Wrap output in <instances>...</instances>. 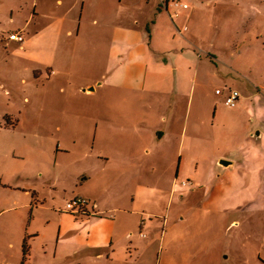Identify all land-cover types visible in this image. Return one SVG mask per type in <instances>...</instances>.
Wrapping results in <instances>:
<instances>
[{
  "label": "rangeland",
  "instance_id": "374dc122",
  "mask_svg": "<svg viewBox=\"0 0 264 264\" xmlns=\"http://www.w3.org/2000/svg\"><path fill=\"white\" fill-rule=\"evenodd\" d=\"M180 1L187 8L177 18L175 9H162V48L172 49V59L155 66L151 54L147 77L149 124L162 100L164 118L171 110L175 117L160 165L149 156L152 138L140 121L116 119L114 104L126 114L125 98L112 95L107 58H89L85 42L75 58L58 61L56 75L44 70L28 77L24 61L0 66V80L12 85L16 99L0 93V264H95L74 253L99 242L95 233L103 231L117 246L114 264L158 261L160 241L170 264L192 260L191 253L177 252L189 244H214L218 264H264V167L237 182L219 179V199L180 201L196 188L210 194L205 185L213 155L231 153L239 163L248 149L244 132L253 131L247 140L254 145L253 134L264 135V0ZM159 14L152 12L153 22ZM108 50L103 42V54ZM216 89L239 91L243 111L228 107ZM183 125L186 139L177 132ZM153 166L156 176L149 174ZM182 181L194 185L185 188ZM148 189L158 194L156 201L146 199ZM79 199L87 202V215L67 209ZM230 214L229 226H221ZM90 217L108 221L99 225ZM125 244L151 246L138 259L136 251L133 257L118 251ZM226 248L231 252L223 253Z\"/></svg>",
  "mask_w": 264,
  "mask_h": 264
},
{
  "label": "crops",
  "instance_id": "0c3cea01",
  "mask_svg": "<svg viewBox=\"0 0 264 264\" xmlns=\"http://www.w3.org/2000/svg\"><path fill=\"white\" fill-rule=\"evenodd\" d=\"M167 2L169 0H0V66L12 65L14 68L15 65L24 61V72L28 77L34 75L36 79L38 75L44 73V70H47L49 75H56L57 71L59 72L60 60L75 58L78 54L77 45L85 42V48H88L85 54L89 58L103 56L107 58V69L111 70L112 95L115 99L120 96L125 98L126 114H123V110H119L118 103L114 104L116 119L124 120L128 124H132L135 120L140 121L142 128L152 138V143L147 147L149 156L158 157V164L160 165L162 164V157L164 160L167 155L168 141L172 140L175 133V117L171 110L167 118H164L162 115L164 100H162L156 110L158 119L149 124L153 103L147 96L148 91H150L147 77L151 65H153L151 54L157 56V60L154 62L155 66L157 64L166 67L172 59V49L162 48V9L164 7L166 11L171 10L167 6ZM131 9L134 10L133 14L125 13L126 10ZM156 10H159L160 14L153 22L151 14L152 12L154 14ZM181 11L185 13V9L181 8L178 10V16L173 13L172 17H179ZM8 22L14 27L10 31L3 30L2 26ZM163 22L170 24L166 20ZM84 26H89L88 29L90 30L87 32L86 29H83ZM12 33L23 35L25 42L20 44L11 41L9 35ZM167 36L164 35L165 41ZM174 39L176 37L172 36L173 41ZM103 42L109 45V50L105 55L102 52ZM79 53L84 54V52ZM11 88H13L12 85L0 80V93L8 97L12 103L16 99L10 98L13 93L12 90H14ZM161 91L163 95L165 86H162ZM227 94L223 92L222 96H217L226 104ZM134 95L137 97L135 101L130 98ZM241 101L242 104H239ZM239 103L234 108L237 112L243 111L240 105L246 106V101L241 100V98ZM171 104L175 107V100ZM14 115L15 113L11 112L7 114V117L10 118ZM177 132L181 138L185 133L186 139L188 126L186 131L184 125L180 126ZM249 132L253 131L249 128L242 135L243 140L248 143L246 144L248 149L238 155L239 163L232 159V156L229 155L231 153L220 157L213 155L210 163V180L205 185L206 192H210V194L203 197L199 192L200 190L196 188L189 194L180 196L182 203L192 204L193 202L196 204L200 199L202 200L201 204H205L208 198L211 200L219 199L221 195L216 183L219 179L223 177L224 180L237 182V180H242L245 177L251 178L253 172L255 173L264 167V135H262V131L253 134L254 145L247 140ZM179 153L178 148L176 154L179 155ZM222 161H227L229 164L225 166L221 164ZM149 174L151 176L157 175L156 166L150 168ZM177 179L178 176L175 180ZM183 182L185 181H182V186ZM191 183L193 186V182ZM145 197L148 200L156 201L158 194L148 189ZM86 206L79 215L83 216L89 213ZM214 209L222 210L221 207ZM231 215L226 217V222H222L221 226L224 224L229 226ZM157 216L162 219L163 215L159 213ZM89 221H98L99 225H103V222L108 220L103 217H90ZM235 222L233 221L232 224ZM235 230L239 232L238 228ZM103 232L102 234L95 233L100 240L99 242L87 244L82 253H74L79 261L90 259L95 264H114L116 262L117 246H115L114 238L107 231ZM89 233L92 234L91 231ZM99 237L102 238L99 239ZM107 237L108 239H106ZM105 239L107 241L103 242ZM150 246L151 244L144 246L125 244L118 251H123L125 256L130 255V257H133V253L136 251L139 259L144 256ZM156 248L158 261L151 264H170L168 258L164 259L163 257L167 250L166 245L160 241ZM178 250L191 253L192 260L186 264L220 263V257L216 253L214 244L210 246L189 244L183 246L182 249L177 248V252ZM225 251L230 253L231 249H223V253ZM135 264H139V261Z\"/></svg>",
  "mask_w": 264,
  "mask_h": 264
},
{
  "label": "built area",
  "instance_id": "2783aa9c",
  "mask_svg": "<svg viewBox=\"0 0 264 264\" xmlns=\"http://www.w3.org/2000/svg\"><path fill=\"white\" fill-rule=\"evenodd\" d=\"M167 6L170 8L175 9V16H178V10L181 8L186 9L187 5L183 4L180 0H172L167 2ZM9 39L11 41H15L17 43H24L25 42V38L23 35H21L20 33H12L9 35ZM216 94L219 96L223 95V91L221 90H217ZM241 95L239 93V91L237 90H230L228 92V94L226 95L225 98V102L226 105L230 108H235L237 107L239 101H240ZM191 182H183V186H191ZM87 205V202L85 200L79 199L77 201H75L74 203H69L67 205V209L70 212H75L77 209H79L78 213L80 214L82 212V209Z\"/></svg>",
  "mask_w": 264,
  "mask_h": 264
},
{
  "label": "water",
  "instance_id": "95a60500",
  "mask_svg": "<svg viewBox=\"0 0 264 264\" xmlns=\"http://www.w3.org/2000/svg\"><path fill=\"white\" fill-rule=\"evenodd\" d=\"M221 164H223V165H225V166H226V165H228V164H229V162H227V161H222V162H221Z\"/></svg>",
  "mask_w": 264,
  "mask_h": 264
}]
</instances>
